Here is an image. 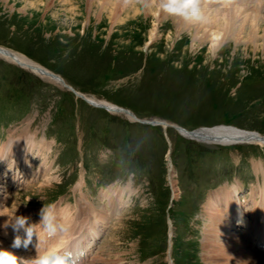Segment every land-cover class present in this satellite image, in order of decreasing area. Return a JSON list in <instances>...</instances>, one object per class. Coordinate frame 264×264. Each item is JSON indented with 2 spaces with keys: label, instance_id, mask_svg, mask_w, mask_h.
I'll use <instances>...</instances> for the list:
<instances>
[{
  "label": "rangeland",
  "instance_id": "1",
  "mask_svg": "<svg viewBox=\"0 0 264 264\" xmlns=\"http://www.w3.org/2000/svg\"><path fill=\"white\" fill-rule=\"evenodd\" d=\"M63 1L53 0L43 13L23 10L26 0H0V46L65 83L0 55V146L12 132L36 135L46 149L39 157L28 154L32 174L43 165L45 184L52 185L42 189L43 178L29 180L7 196L8 208H28L27 217L40 223V210L62 198L96 210L112 201L113 210L112 193L122 194L121 211L110 216L90 264H203L207 195L239 185L241 199L249 201L264 179L254 169L256 162L264 167V144L188 139L173 127L93 107L66 85L140 119L187 130L229 125L264 135L263 32L250 37L248 20L238 44L227 39L212 51L197 31L203 23L179 24L160 11L158 0H120L125 8L115 23L82 0L75 2L78 15L71 14ZM82 177V193L74 192ZM102 189L111 192L102 193L105 202Z\"/></svg>",
  "mask_w": 264,
  "mask_h": 264
},
{
  "label": "bare ground",
  "instance_id": "2",
  "mask_svg": "<svg viewBox=\"0 0 264 264\" xmlns=\"http://www.w3.org/2000/svg\"><path fill=\"white\" fill-rule=\"evenodd\" d=\"M77 1L81 0L63 1L70 6H68L71 9L69 13L71 12V14H77L75 9V2L77 3ZM82 1L86 2L89 6V9L93 12H100L101 15L104 14L109 19H114V23L122 20V10L125 8L123 1ZM52 2L53 0H26V5L24 6L23 10L26 12H48V8ZM150 2H153V0ZM224 3V5H219L215 3V0H207L206 5L203 6V10L208 12L205 17L209 22H204L202 24L203 27H198L197 31L200 33L202 32L201 37L203 38V41L207 40L210 43V50L216 51L222 46L223 43H225L227 39H231L235 44H238L237 40L241 39V35L244 34L245 24L248 22V20L251 22V27L249 28L250 32L248 35L250 37H258L260 33L263 32L264 38V28L262 27V24L264 23V0H226ZM151 4L152 3H145L148 10L152 8ZM203 14H205V12ZM155 15H157V13H155ZM178 23H183L184 26H190V24L185 23L181 19L178 20ZM153 29L151 33L153 32ZM195 37H198V33H195ZM255 47L257 48L258 45H255ZM10 59L15 63L22 64V67L24 68L37 72L40 75L47 76V74L42 73L41 70H37V64L31 62L20 54L15 53L14 57H11ZM28 65H32L31 67H33V69L28 68ZM54 80L59 81L60 83L63 82L62 79ZM86 98L93 103L107 105L109 108H116L114 104L105 100L88 96H86ZM118 109L119 110L117 111L128 115L131 119H137V117L131 112L127 113L126 109L124 111L120 110V107ZM11 134L10 137H8L7 140L0 146V163L3 162L4 164H8L10 170L12 168V164L14 167L22 166V172L26 173L25 165L27 155H32L35 153L36 156L39 157L40 155L44 154L43 151L46 149V146L42 145V140L40 142L36 141V135L30 134L27 131L25 132V130H23V133H19L13 137ZM185 135L187 136V134ZM188 137H193L199 141L212 144H264V138L259 132L239 129L229 125L203 127L199 130H196L194 134L190 136L188 135ZM259 164L260 162L254 163V169L258 172H264V167H261L263 165L260 164V166H258ZM47 170L48 169L43 168L40 169V173H42V178L44 179H41L43 181L40 185L42 186V189L45 187H52V185L45 184V182L48 181L46 180L48 179ZM5 173L7 172L5 171ZM22 176L24 175L22 174L21 177ZM1 177H4L2 173L0 176V184L2 182ZM258 183L257 190H253L251 195V206H248V203L240 202L239 185H233L229 188L223 187L222 189L208 195L207 200L202 207L205 215L204 228L202 229V234L204 237L202 252L203 264H264L263 256H256L250 253L244 244L243 236L236 232L239 224L247 225L249 231L255 232L257 228H263L264 230V179L262 184L259 180ZM79 185H82V181H80ZM0 194H2L1 191ZM107 195L108 194L105 193L104 196ZM112 200L118 204L120 201H122V198H112ZM18 201L19 199L16 201V205ZM8 202H10L9 197L0 195V248L12 252L18 258L28 260L29 255L27 254L26 249L22 247L13 248L11 246L14 237L16 235H20V233L21 236H23V232L12 233L14 231L11 227H5V221H7L8 218L12 216V213L9 209L10 207L8 208L7 206ZM111 202L106 204V207L108 208L105 209L96 210L94 209L95 207L83 208L86 209L87 215L85 214L81 219L79 217L77 220L71 218V214L68 215L69 211L61 210V219L59 221L60 224L55 223L58 228L57 232L60 234V240H57L56 243H54L55 249L65 247L68 243L67 241L72 239L75 233H80V230L83 227H85V231L86 229L88 230V236L84 237L87 241L85 242V246H90L92 242L95 241V237L98 235V231L93 229L95 222L101 221L106 224L108 223L107 215H112L113 213L115 214L119 210V207L116 209V206H113V210H110ZM22 208L16 215H23L27 217V215L32 212L28 208ZM55 212L56 211L54 210V213ZM92 214H96L94 217H97V220L95 221L94 219L91 224H88L90 222L89 218ZM29 222L31 223L32 219H29ZM61 226H63L65 229L64 231L59 230ZM38 228L39 227H37V232L42 233ZM253 240H258V238L253 236ZM262 246L264 248V240L262 241ZM71 247L73 250H75L74 246L71 245ZM95 258L96 256L93 257V261Z\"/></svg>",
  "mask_w": 264,
  "mask_h": 264
},
{
  "label": "clouds",
  "instance_id": "3",
  "mask_svg": "<svg viewBox=\"0 0 264 264\" xmlns=\"http://www.w3.org/2000/svg\"><path fill=\"white\" fill-rule=\"evenodd\" d=\"M207 0H158L160 11L169 17L179 18L188 24L204 23L206 17L203 14L202 6ZM17 208L14 209L12 216L5 221V227H11L16 233L23 232V236L16 235L12 242L13 248L28 249L33 242V237L37 235V225L29 223V217L16 215ZM55 216L52 206L43 207L40 210L39 228L49 237L54 236L57 225L54 223ZM64 231L63 226L59 228ZM71 254L66 250L52 249L34 257L31 260L18 258L12 252L0 248V264H70Z\"/></svg>",
  "mask_w": 264,
  "mask_h": 264
},
{
  "label": "water",
  "instance_id": "4",
  "mask_svg": "<svg viewBox=\"0 0 264 264\" xmlns=\"http://www.w3.org/2000/svg\"><path fill=\"white\" fill-rule=\"evenodd\" d=\"M52 76H54V75H52ZM57 78H59V77H57ZM60 80H61V79H60ZM66 86H67V85H66ZM67 87H69L70 89H72L70 86H67ZM72 90H73V89H72ZM73 92H74L77 96H81L82 98H84L83 95L77 93L76 91L73 90ZM126 112H127V113H130V111H128V110H126ZM142 122H147V123H152V124H160V123H164V122H159V121H142ZM164 125L166 126L167 124L164 123ZM175 128L178 129L179 131H185L183 128H180V127H175ZM185 132H187L188 134H192V133H193L192 131H191V132H189V131H185Z\"/></svg>",
  "mask_w": 264,
  "mask_h": 264
}]
</instances>
